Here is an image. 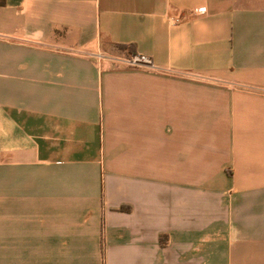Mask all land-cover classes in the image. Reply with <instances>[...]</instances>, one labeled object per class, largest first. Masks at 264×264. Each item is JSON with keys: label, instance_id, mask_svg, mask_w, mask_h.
Wrapping results in <instances>:
<instances>
[{"label": "crops", "instance_id": "obj_1", "mask_svg": "<svg viewBox=\"0 0 264 264\" xmlns=\"http://www.w3.org/2000/svg\"><path fill=\"white\" fill-rule=\"evenodd\" d=\"M0 264H264V0H0Z\"/></svg>", "mask_w": 264, "mask_h": 264}, {"label": "built area", "instance_id": "obj_2", "mask_svg": "<svg viewBox=\"0 0 264 264\" xmlns=\"http://www.w3.org/2000/svg\"><path fill=\"white\" fill-rule=\"evenodd\" d=\"M172 21L174 23H179V19L177 18L173 19ZM116 60L127 67H145L148 69L154 67L152 60L144 55L129 54L128 56L116 58Z\"/></svg>", "mask_w": 264, "mask_h": 264}, {"label": "trees", "instance_id": "obj_3", "mask_svg": "<svg viewBox=\"0 0 264 264\" xmlns=\"http://www.w3.org/2000/svg\"><path fill=\"white\" fill-rule=\"evenodd\" d=\"M118 47H119V49H121V50H126V49H127V50L129 51L130 54H134V53H133V48H132L131 45H129V46L119 45Z\"/></svg>", "mask_w": 264, "mask_h": 264}]
</instances>
